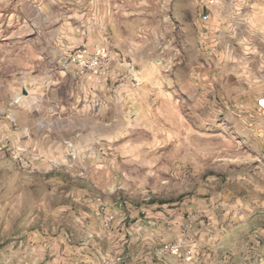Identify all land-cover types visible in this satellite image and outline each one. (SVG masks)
Masks as SVG:
<instances>
[{
    "label": "rangeland",
    "instance_id": "1",
    "mask_svg": "<svg viewBox=\"0 0 264 264\" xmlns=\"http://www.w3.org/2000/svg\"><path fill=\"white\" fill-rule=\"evenodd\" d=\"M0 264H264V0H0Z\"/></svg>",
    "mask_w": 264,
    "mask_h": 264
}]
</instances>
